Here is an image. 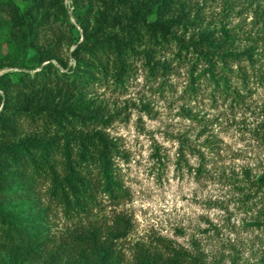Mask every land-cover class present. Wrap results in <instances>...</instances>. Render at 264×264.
<instances>
[{
  "label": "trees",
  "instance_id": "16d2710c",
  "mask_svg": "<svg viewBox=\"0 0 264 264\" xmlns=\"http://www.w3.org/2000/svg\"><path fill=\"white\" fill-rule=\"evenodd\" d=\"M187 3L0 0V264H202L169 241L159 248L139 243L125 263L118 242L128 219L83 222L103 200L117 202L125 193L117 142L105 130L112 114L90 94L94 86L123 87L137 59L151 73L167 71L155 55L173 43L177 57L188 50L196 56L193 91L205 74L225 93L228 64L251 60L250 47L229 48L233 37L223 26L219 38L199 29L185 40L178 29L197 20ZM199 59L205 66L193 76ZM255 181L264 186V174ZM55 210L69 222L59 237L49 219Z\"/></svg>",
  "mask_w": 264,
  "mask_h": 264
},
{
  "label": "rangeland",
  "instance_id": "374dc122",
  "mask_svg": "<svg viewBox=\"0 0 264 264\" xmlns=\"http://www.w3.org/2000/svg\"><path fill=\"white\" fill-rule=\"evenodd\" d=\"M187 2L197 20L178 29L185 40L199 29L219 38L223 26L233 37L229 48L250 47L251 60L228 64L225 93L205 74L193 91L196 56L188 50L177 57L173 43L155 55L167 71L151 73L137 59L123 87L94 86L90 94L112 114L105 130L117 142L114 162L125 193L117 202L103 200L83 222L128 219L118 242L125 263L137 244L169 241L202 264H264V186L255 181L264 174V0ZM193 65V76L205 66L202 59ZM49 219L53 235H63L69 222L58 210Z\"/></svg>",
  "mask_w": 264,
  "mask_h": 264
}]
</instances>
